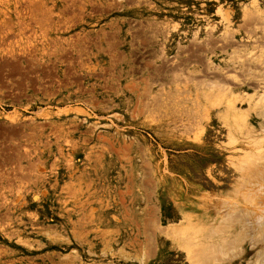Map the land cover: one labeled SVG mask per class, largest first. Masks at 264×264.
Returning <instances> with one entry per match:
<instances>
[{"label":"rangeland","instance_id":"obj_1","mask_svg":"<svg viewBox=\"0 0 264 264\" xmlns=\"http://www.w3.org/2000/svg\"><path fill=\"white\" fill-rule=\"evenodd\" d=\"M262 39L264 0H0V264H264Z\"/></svg>","mask_w":264,"mask_h":264},{"label":"bare ground","instance_id":"obj_2","mask_svg":"<svg viewBox=\"0 0 264 264\" xmlns=\"http://www.w3.org/2000/svg\"><path fill=\"white\" fill-rule=\"evenodd\" d=\"M221 12H222V10H221ZM228 13V12H227ZM225 15H226V13H225ZM224 16V15H223ZM227 18V17H226ZM229 28V27H228ZM229 30H230V28H229ZM225 31V30H224ZM228 31V30H227ZM230 32V31H229ZM256 32V31H255ZM254 32V33H255ZM210 34V33H209ZM227 35V34H226ZM211 37L210 38H212V35H210ZM225 36V35H224ZM209 38V39H210ZM229 38V37H228ZM214 40V39H213ZM257 40V39H256ZM263 40V39H262ZM262 40L260 41L259 40V42H261L262 43ZM210 41V40H209ZM264 41V40H263ZM218 44V43H217ZM220 44V43H219ZM226 44V43H225ZM216 46V45H215ZM214 46V47H215ZM220 46H223L224 48L225 47H227V45H220ZM261 46V45H260ZM255 47V46H254ZM245 48H246V46H245ZM257 48H258V46H257ZM260 48H262V47H260ZM211 49V48H210ZM216 49V48H215ZM248 49V48H247ZM262 49H264V48H262ZM213 50V49H212ZM222 51V50H221ZM246 51V50H245ZM250 51V50H249ZM255 53V52H254ZM246 54V53H245ZM258 55V54H257ZM240 57H241V55H239ZM238 56V57H239ZM237 57V58H238ZM246 57H247V54H246ZM250 57V56H249ZM241 58H243V57H241ZM240 58V59H241ZM248 58V57H247ZM253 58V57H252ZM256 58V57H255ZM249 59V58H248ZM254 59V58H253ZM210 60V59H209ZM260 60V59H259ZM255 62V61H254ZM232 63V62H231ZM247 63V62H246ZM258 63V62H257ZM242 63H240V65H241ZM244 64V63H243ZM239 65V64H238ZM233 66V65H232ZM244 66V65H243ZM263 66V65H262ZM230 67V66H229ZM216 68H218V67H216ZM226 68V67H225ZM246 70V69H245ZM215 71V70H214ZM240 71V70H239ZM212 72V71H211ZM236 72H238V71H236ZM257 72V71H256ZM255 74V73H254ZM237 75V74H236ZM241 75V74H240ZM242 75H243V73H242ZM235 76V75H234ZM233 76V77H234ZM258 76V75H257ZM262 77V76H261ZM260 78V77H259ZM243 80V79H242ZM246 80V79H245ZM248 80V79H247ZM213 81V80H212ZM237 81V80H236ZM251 81H252V79H251ZM255 81V80H254ZM224 82V81H223ZM259 82V81H258ZM263 82V81H262ZM211 83H213V82H211ZM215 83V82H214ZM220 83H222L221 81H220ZM220 83L218 84V83H216V85L215 86H217V85H219L220 86ZM245 83V82H244ZM252 83V82H251ZM260 83V82H259ZM255 84H257V83H255ZM263 84H264V82H263ZM263 84H261V86L263 85ZM212 85V84H211ZM214 85V84H213ZM222 85H224L223 83H222ZM259 85V84H258ZM222 86H220V88H221ZM256 87V86H255ZM264 87V86H263ZM213 87L211 86V89H212ZM219 88V90H222V94H215V93H213V92H211L210 91V94H209V98H208V100H209V103H211V106H210V108L212 107V106H216V104L219 106H221V107H223V108H225V112H230V111H232V110H236V107H237V105H236V102H237V100H239L238 99V96L232 91V90H230V88L228 89V88H225V86H224V88L223 89H220ZM255 89V88H254ZM229 90V91H228ZM243 91V90H242ZM260 91V90H259ZM254 94V93H253ZM241 95V94H240ZM256 95V94H255ZM251 96V95H250ZM262 96V98H264V94H262L261 95ZM244 99V98H243ZM261 98L259 97V100H260ZM250 100V99H249ZM243 101V100H242ZM244 101H245V99H244ZM257 102H259V101H255V103H257ZM249 103V102H248ZM258 104V103H257ZM249 105V104H248ZM254 105V104H253ZM241 107V106H240ZM246 107V106H245ZM247 108V107H246ZM212 109V108H211ZM209 110V109H208ZM213 111V110H212ZM260 111H262V110H260ZM210 112V111H209ZM242 114H240V116H241ZM245 115V114H244ZM264 115V114H263ZM262 115V116H263ZM242 117V116H241ZM246 117V116H245ZM235 118V117H234ZM244 119V118H243ZM263 119V118H262ZM235 122V121H234ZM236 123V122H235ZM237 124V123H236ZM261 127V126H260ZM239 128H241V126L239 127ZM241 132H242V130H241ZM262 132H264V125L262 126ZM262 134V133H261ZM261 134H259L257 137L255 136V138H254V140L252 141L253 143H254V145H256L257 147V149L259 150L260 148H259V144H261V141H262V143H263V141H264V133L261 135ZM252 136V135H251ZM263 138V139H262ZM263 145H264V143H263ZM261 147H263V146H261ZM261 150V149H260ZM260 150L258 151L259 152V154H260ZM262 150H263V148H262ZM249 151V150H248ZM250 152V151H249ZM248 154V153H247ZM246 154V155H247ZM250 154V153H249ZM261 155V154H260ZM244 156V155H243ZM248 156V155H247ZM250 157V156H249ZM239 158H241V157H239ZM248 186V185H247ZM254 186V185H253ZM252 187V186H251ZM257 187V186H256Z\"/></svg>","mask_w":264,"mask_h":264}]
</instances>
